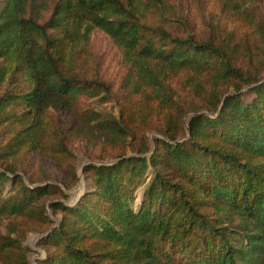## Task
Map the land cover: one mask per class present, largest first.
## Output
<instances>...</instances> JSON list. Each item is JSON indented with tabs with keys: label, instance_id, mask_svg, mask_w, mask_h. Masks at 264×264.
Listing matches in <instances>:
<instances>
[{
	"label": "trees",
	"instance_id": "1",
	"mask_svg": "<svg viewBox=\"0 0 264 264\" xmlns=\"http://www.w3.org/2000/svg\"><path fill=\"white\" fill-rule=\"evenodd\" d=\"M33 1L0 0V264H31L30 232L43 234L37 264H264V49L243 66L254 52L230 25L189 31L169 0H52L46 18ZM260 1L228 5L250 16ZM96 30L127 66L116 116L84 105L117 95L98 75ZM67 110L111 143L136 141L130 155L85 165L72 205L61 200L78 180L57 121ZM36 151L70 180L35 185L25 160Z\"/></svg>",
	"mask_w": 264,
	"mask_h": 264
},
{
	"label": "rangeland",
	"instance_id": "2",
	"mask_svg": "<svg viewBox=\"0 0 264 264\" xmlns=\"http://www.w3.org/2000/svg\"><path fill=\"white\" fill-rule=\"evenodd\" d=\"M51 2L52 0H34L30 12L39 18H46L51 12ZM169 3L171 6L174 5L175 14H183L188 17L190 25L187 26V29L199 35L206 34L213 23L224 21L230 25L234 30L235 40L242 47V50H245L243 46L246 44L251 48V52H254L251 59L248 57L249 51L245 52V55L241 53L240 62L243 66H249L252 59L259 53L258 48L264 49V39L259 35L260 25L264 22V0L253 8H246L250 11V16L243 10L228 5L230 4L228 0H169ZM252 16H254V20L251 18ZM168 17H171L169 13L166 14V18ZM158 22L169 29H175L176 27L178 29L179 25L176 20L163 19ZM91 46L94 59L99 63L98 75L112 84L114 93L116 92L117 95L116 97L113 96L114 98L103 95L90 98L86 100L84 105L94 108L101 114L116 116L119 113L121 102L118 86L127 70L126 63L123 60V52L100 30L93 32ZM93 70L96 71L95 68ZM258 76H264V68L259 71ZM131 78L132 80L136 79L134 70ZM132 90L133 87L128 88L129 92H132ZM241 91L242 98L245 101H249L253 97L249 86L243 87ZM192 114L190 113L186 118ZM57 121L63 127L61 137L64 138V144L71 154V161H74V167L78 175L76 184L71 189H65L68 198H61L66 204L72 205L86 190L88 183V180L84 178L82 168L87 164L113 163L116 161L114 155L119 151L124 150L130 155L132 154L129 149L130 144H134L136 141L132 142V139L127 138L111 143L109 138L97 130L93 123L69 110L64 111ZM155 135H157L155 131H147L146 141L152 145ZM25 163L29 174L37 180L35 185L52 183L62 187L61 181L70 180V176L54 163L48 154L42 151L27 153ZM23 177L25 181H28V176L24 175ZM140 193L141 190L138 194ZM48 214L51 215L50 211H48ZM51 218L56 220L57 216L51 215ZM2 230L4 231L3 226ZM42 235L41 233L30 232L24 241V244L30 248L28 256L31 264H37L38 259L45 257V251L37 245Z\"/></svg>",
	"mask_w": 264,
	"mask_h": 264
}]
</instances>
